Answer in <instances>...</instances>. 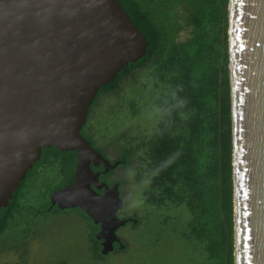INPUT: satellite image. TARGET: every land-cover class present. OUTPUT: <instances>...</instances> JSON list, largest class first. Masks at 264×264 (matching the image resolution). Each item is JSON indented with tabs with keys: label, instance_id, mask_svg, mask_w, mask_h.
<instances>
[{
	"label": "water",
	"instance_id": "obj_1",
	"mask_svg": "<svg viewBox=\"0 0 264 264\" xmlns=\"http://www.w3.org/2000/svg\"><path fill=\"white\" fill-rule=\"evenodd\" d=\"M229 10L236 264H264V0H230ZM147 52L118 0H0V210L44 149L76 153L75 181L51 205L100 225L103 255L121 244L120 185L92 170L120 163L81 132L101 89Z\"/></svg>",
	"mask_w": 264,
	"mask_h": 264
},
{
	"label": "trees",
	"instance_id": "obj_2",
	"mask_svg": "<svg viewBox=\"0 0 264 264\" xmlns=\"http://www.w3.org/2000/svg\"><path fill=\"white\" fill-rule=\"evenodd\" d=\"M118 1L146 37L148 52L101 89L91 111L135 71H144L141 87L156 108L153 123L116 148L115 162L135 168L144 202L162 212L156 219L169 235H159L152 246L185 253L187 264H236L230 0ZM81 134L107 155L87 125ZM76 163V153L43 150L0 210V245L10 235L35 236L40 220L68 213L47 209L54 192L73 184ZM100 181L112 185L105 175Z\"/></svg>",
	"mask_w": 264,
	"mask_h": 264
},
{
	"label": "rangeland",
	"instance_id": "obj_3",
	"mask_svg": "<svg viewBox=\"0 0 264 264\" xmlns=\"http://www.w3.org/2000/svg\"><path fill=\"white\" fill-rule=\"evenodd\" d=\"M144 75L143 70L135 71L122 82L115 93L105 95L95 113L89 117L88 124L93 129L96 146L105 150L112 160L116 158V148L122 142L139 131L149 130L153 123L156 108L147 104V94L141 87ZM132 103H137L133 109L130 107ZM117 175L126 179L124 192L129 198L126 212L137 214L142 219V224L139 231H132L131 228L121 231V234L127 237L129 253L111 257L103 264H187L185 253H178L168 246L159 249L152 246L159 235L168 236L169 232L159 228L156 217L162 212L153 211V208L144 202V185L137 181L136 171L120 170ZM145 212L150 213L147 221ZM68 217L39 222V234L34 237V241L31 240L29 264H55L60 258L67 259L70 264H86L91 261L85 242L88 228L82 222L79 223L77 217ZM5 253L1 244L0 264L17 259L15 254ZM155 253L160 254L159 257H154ZM27 257L26 259L29 258Z\"/></svg>",
	"mask_w": 264,
	"mask_h": 264
},
{
	"label": "flooded vegetation",
	"instance_id": "obj_4",
	"mask_svg": "<svg viewBox=\"0 0 264 264\" xmlns=\"http://www.w3.org/2000/svg\"><path fill=\"white\" fill-rule=\"evenodd\" d=\"M93 113H95V110L94 111L93 110L90 111V116L89 117H91V115ZM86 125H87V134L90 135V136L94 135L93 129L88 124V122H87ZM94 148L97 150V148L95 146H94ZM98 152H100V151H98ZM100 153L106 159L110 160L113 165L115 163H120V165L115 170L110 171L108 173L105 172V169H104L103 166H99V167L92 166V170H93V168L95 170H97L96 172H94V171L93 172L95 174H99L100 175L99 180H100L101 176H103V175L108 177L110 182H112V185L110 186L107 183H104V184H107V186L109 188H112L116 184L120 185V195H121V198L124 200V208H123L122 211L119 212L118 219L121 220V221H129L125 227L120 228L118 230V232H117V236H118V238H120L121 244L115 243L114 244V251L112 253L106 255V256L103 255L102 254L103 241H98L97 240V236L99 235V233L101 231V227H100V225H95L94 222L89 217H87L86 215L85 216L81 215L78 212V211H81L80 209H71V210L62 211V212H67L68 211V213H63V214H60L57 217H48L46 219L40 220V221L44 222V221H48L50 219H55V218H59V219L60 218H69L68 216L77 217V221L79 223L82 222L84 224V226H86L88 228V231H87V234H86V238H85V242H86V248H87V255H89V260H91V261H89V263H86V264H103L107 259H109L111 257H118V256L127 255L129 253V251H130V246L128 244L127 237L122 235L121 231L126 229V228H131L132 231H135V227L140 226L142 224V219L139 218L137 214L131 215L129 212L128 213L126 212V209L128 207V204H129V198L126 195V193L124 192V187L126 185V179L124 177H122V175L121 176L117 175L118 171H120V170H127V169L135 170V168L134 167L126 168L125 167V162L123 160L115 162L117 160V158L112 160L109 156L105 155L104 153H102V152H100ZM76 165H77V163H76ZM75 169H76V167H75ZM41 172H42V170L40 169L37 172V174L39 175ZM121 180L125 181V183L123 185H121L120 182H117V181H121ZM74 181H75V179H74ZM101 183H103V182H101ZM97 192L100 195H103L105 193V190L97 191ZM55 209L59 210L56 206L52 207V205H50L49 209H47V210L49 212H52ZM70 211H72V212H70ZM145 214H148V212H145ZM87 218H89L93 222V226L96 227V229H94L93 231H91L93 229V226L88 221ZM133 220H137L138 224L134 225L133 222H132ZM38 234H39V227L36 229L35 236H31L29 238H25V236H21V235L19 237H14V236L10 235L7 238H5L4 242L2 243L4 251L6 253L11 252L12 254H15L17 256V259L15 261H10L9 260V262H7L6 264H29V261L31 259V250H32V248H31L32 241L31 240L34 241V237L36 238ZM92 234H94L95 242L92 241L93 240L92 239V237H93ZM122 246H125V248L121 249ZM95 249L100 251V256L96 255L94 253ZM26 257L28 259H26ZM53 264H54V262H53ZM55 264H70V262L67 259H65V258H60L59 260L55 261Z\"/></svg>",
	"mask_w": 264,
	"mask_h": 264
}]
</instances>
